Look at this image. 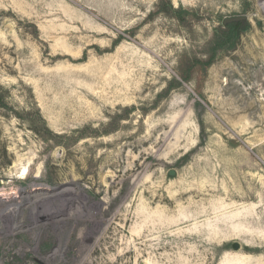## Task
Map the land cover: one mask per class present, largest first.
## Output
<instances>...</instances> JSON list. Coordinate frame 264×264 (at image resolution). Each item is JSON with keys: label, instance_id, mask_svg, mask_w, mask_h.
Segmentation results:
<instances>
[{"label": "rangeland", "instance_id": "rangeland-1", "mask_svg": "<svg viewBox=\"0 0 264 264\" xmlns=\"http://www.w3.org/2000/svg\"><path fill=\"white\" fill-rule=\"evenodd\" d=\"M0 264H264V0H0Z\"/></svg>", "mask_w": 264, "mask_h": 264}, {"label": "water", "instance_id": "water-1", "mask_svg": "<svg viewBox=\"0 0 264 264\" xmlns=\"http://www.w3.org/2000/svg\"><path fill=\"white\" fill-rule=\"evenodd\" d=\"M244 19H245V17H233V18L226 19L225 23L240 21V20H244ZM170 175H175V172L171 171ZM233 248L234 249H239L240 248V244L239 243H234L233 244Z\"/></svg>", "mask_w": 264, "mask_h": 264}, {"label": "trees", "instance_id": "trees-1", "mask_svg": "<svg viewBox=\"0 0 264 264\" xmlns=\"http://www.w3.org/2000/svg\"><path fill=\"white\" fill-rule=\"evenodd\" d=\"M229 27L230 28L228 30L227 36H228V39H233V37L237 35L236 26L235 24H231Z\"/></svg>", "mask_w": 264, "mask_h": 264}, {"label": "bare ground", "instance_id": "bare-ground-1", "mask_svg": "<svg viewBox=\"0 0 264 264\" xmlns=\"http://www.w3.org/2000/svg\"><path fill=\"white\" fill-rule=\"evenodd\" d=\"M26 172V171H25Z\"/></svg>", "mask_w": 264, "mask_h": 264}]
</instances>
